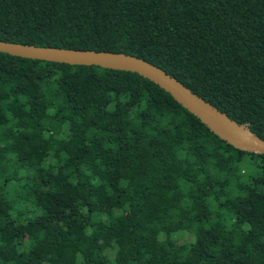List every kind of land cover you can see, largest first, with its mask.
I'll return each instance as SVG.
<instances>
[{
	"label": "trees",
	"instance_id": "1",
	"mask_svg": "<svg viewBox=\"0 0 264 264\" xmlns=\"http://www.w3.org/2000/svg\"><path fill=\"white\" fill-rule=\"evenodd\" d=\"M0 41L143 59L264 139V0H0ZM0 264H264V154L135 73L0 53Z\"/></svg>",
	"mask_w": 264,
	"mask_h": 264
},
{
	"label": "water",
	"instance_id": "2",
	"mask_svg": "<svg viewBox=\"0 0 264 264\" xmlns=\"http://www.w3.org/2000/svg\"><path fill=\"white\" fill-rule=\"evenodd\" d=\"M0 53L52 63L96 66L103 69L131 72L152 82L169 94L182 108L197 118L220 140L233 148L252 154H264V139L220 112L191 92L175 78L149 62L123 53L36 47L0 41Z\"/></svg>",
	"mask_w": 264,
	"mask_h": 264
}]
</instances>
